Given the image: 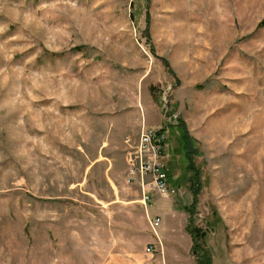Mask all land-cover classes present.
<instances>
[{
	"label": "rangeland",
	"instance_id": "374dc122",
	"mask_svg": "<svg viewBox=\"0 0 264 264\" xmlns=\"http://www.w3.org/2000/svg\"><path fill=\"white\" fill-rule=\"evenodd\" d=\"M263 20L264 0H0V264H198V186L214 264H264ZM145 125L171 183L147 207Z\"/></svg>",
	"mask_w": 264,
	"mask_h": 264
},
{
	"label": "built area",
	"instance_id": "2783aa9c",
	"mask_svg": "<svg viewBox=\"0 0 264 264\" xmlns=\"http://www.w3.org/2000/svg\"><path fill=\"white\" fill-rule=\"evenodd\" d=\"M168 136L169 131L166 127L145 125L141 130L140 140L133 149V156L129 160L128 183L139 188L141 202L146 207L152 204L154 196L168 197L170 194V176L165 160H163L169 141ZM161 223V217L150 220L151 230L158 239V229ZM159 244L162 245L160 240ZM155 252V244L149 243L146 247V254L153 257Z\"/></svg>",
	"mask_w": 264,
	"mask_h": 264
},
{
	"label": "trees",
	"instance_id": "16d2710c",
	"mask_svg": "<svg viewBox=\"0 0 264 264\" xmlns=\"http://www.w3.org/2000/svg\"><path fill=\"white\" fill-rule=\"evenodd\" d=\"M261 26H264V20L261 23ZM181 126L185 127L183 123H181ZM184 143H186L185 148L187 150V156L189 159V169L190 170H194L195 165H194V154L192 151L189 150V143H192V140L188 137L187 132H184ZM195 153V152H194ZM193 154V155H192ZM196 175V173H195ZM200 177L197 176L196 177V183L200 184L199 181ZM200 187L198 186V188L193 187V195H194V199H193V203L192 205L188 208L189 213H190V218L187 224V232L190 234L192 241H193V254L196 255L197 254V262L198 264H214V258L211 256V254L205 251V249H203L202 244L200 243V241L204 240L207 236V232L204 231L201 228H198L197 226H195L194 223V219H193V215L196 212L195 207L197 204V196L199 193Z\"/></svg>",
	"mask_w": 264,
	"mask_h": 264
},
{
	"label": "crops",
	"instance_id": "0c3cea01",
	"mask_svg": "<svg viewBox=\"0 0 264 264\" xmlns=\"http://www.w3.org/2000/svg\"><path fill=\"white\" fill-rule=\"evenodd\" d=\"M225 252H227V251L225 250ZM222 256H224V255H221V256L219 255V263L218 264H233L228 252L225 253V256L223 258H221ZM215 264H217V263H215Z\"/></svg>",
	"mask_w": 264,
	"mask_h": 264
}]
</instances>
